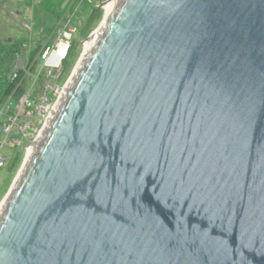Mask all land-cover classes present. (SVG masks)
Returning <instances> with one entry per match:
<instances>
[{
	"label": "water",
	"instance_id": "1",
	"mask_svg": "<svg viewBox=\"0 0 264 264\" xmlns=\"http://www.w3.org/2000/svg\"><path fill=\"white\" fill-rule=\"evenodd\" d=\"M96 33L0 264H264V0H117Z\"/></svg>",
	"mask_w": 264,
	"mask_h": 264
},
{
	"label": "built area",
	"instance_id": "2",
	"mask_svg": "<svg viewBox=\"0 0 264 264\" xmlns=\"http://www.w3.org/2000/svg\"><path fill=\"white\" fill-rule=\"evenodd\" d=\"M77 32L78 29L71 25V18L67 21L63 19L54 33V40L49 42L51 44L45 43L32 62L29 61V48L26 44L16 53V69L13 65L11 76L12 82L16 80V88L0 110V117L4 118L0 132V170L5 164L2 147L19 148L21 141L28 138L30 141L24 147L27 154L34 149L47 126L68 85L69 78L64 80L62 75V64ZM85 41H80L81 54L84 52Z\"/></svg>",
	"mask_w": 264,
	"mask_h": 264
},
{
	"label": "rangeland",
	"instance_id": "3",
	"mask_svg": "<svg viewBox=\"0 0 264 264\" xmlns=\"http://www.w3.org/2000/svg\"><path fill=\"white\" fill-rule=\"evenodd\" d=\"M110 0H0V81H4L9 76L13 63V50L18 42L26 41L27 47L30 48L35 45H44L47 40L53 41L55 34H53L59 19L67 21L71 18V25L77 29H84L85 22L90 16L93 8L100 4L108 3ZM112 1V0H111ZM32 5V6H31ZM99 10V20L91 30L84 32L81 42L96 32L100 26L104 10ZM31 12V13H30ZM32 25L31 30H27L23 25ZM84 26V27H83ZM59 27V26H58ZM73 39H77L76 35ZM80 43V42H79ZM79 53L74 59L73 65L69 74L64 80H67L75 65L81 57L82 44H79ZM84 50V47H83ZM16 62V61H15ZM16 69V64L14 63ZM12 78V77H11ZM39 87V84L37 85ZM36 89V88H35ZM0 102V107L5 103ZM4 118L0 117V132ZM15 133V131L13 132ZM1 139V134H0ZM29 139L21 141V147H7L1 149V154L8 160L17 157L16 167L10 172L9 164L6 168L0 170V205L3 203L4 198L9 192L16 175L26 157L25 146L29 143Z\"/></svg>",
	"mask_w": 264,
	"mask_h": 264
},
{
	"label": "trees",
	"instance_id": "4",
	"mask_svg": "<svg viewBox=\"0 0 264 264\" xmlns=\"http://www.w3.org/2000/svg\"><path fill=\"white\" fill-rule=\"evenodd\" d=\"M99 10L97 7L93 8V11L91 12L90 16H88L84 26V29H78V32L76 34L77 39H73L71 42V46L69 48V52L67 54L66 59L64 60L63 64H62V75L63 78L65 79L66 76L69 74V71L72 68L74 59L76 58L77 54L79 53V49L77 47H79V42L81 41L84 32L91 30L93 28V26L96 24V22L99 20ZM63 20V19H62ZM59 21V25L60 22ZM83 26V27H84ZM57 30V29H56ZM56 32V31H55ZM53 32V34L55 33ZM50 41L47 40V44H51L49 43ZM24 44H28L26 43V41H21L16 43L15 45H13L14 50H13V63H12V67H11V71L9 70V76H7V78L4 81H0V102L2 103L3 100H5L9 94L16 88V80L14 82L11 81V76L12 73L14 72V60L16 58V53H18L21 49V46H23ZM28 46V45H27ZM29 48V61H33L34 57L36 56V54L39 52V50L44 46V45H35ZM19 93H21V91L19 90ZM1 110V107H0ZM16 161H17V157H13L11 159L6 160L5 159V164L3 168H6L9 164V171L11 172L15 167H16Z\"/></svg>",
	"mask_w": 264,
	"mask_h": 264
},
{
	"label": "bare ground",
	"instance_id": "5",
	"mask_svg": "<svg viewBox=\"0 0 264 264\" xmlns=\"http://www.w3.org/2000/svg\"><path fill=\"white\" fill-rule=\"evenodd\" d=\"M116 1L117 0H112V1H110V2H108V3H105L104 5H103V10H104V15H105V11L106 12H109L113 7H114V5L116 4ZM103 18H104V16H103ZM102 23V22H101ZM97 30V29H96ZM95 30V31H96ZM96 32H94V35L89 39V40H87V41H85L84 42V53H83V56H84V54L87 52V50L89 49V47H90V45L92 44V42H93V40L95 39V37H96V34H95ZM93 34V33H92ZM32 151H33V149L31 150V151H29L25 156L26 157H29L30 155H31V153H32ZM1 208H2V204L0 205V210H1Z\"/></svg>",
	"mask_w": 264,
	"mask_h": 264
},
{
	"label": "crops",
	"instance_id": "6",
	"mask_svg": "<svg viewBox=\"0 0 264 264\" xmlns=\"http://www.w3.org/2000/svg\"><path fill=\"white\" fill-rule=\"evenodd\" d=\"M29 1H31V2H33V0H29ZM46 2H47V0H46ZM73 2H74V0H73ZM32 6V5H31ZM31 13V12H30ZM61 19H59V21H60ZM59 23V22H58ZM32 25H34V23L33 22H31V24L30 25H28V24H24L23 26L27 29V30H31V28H32ZM58 26H59V24H57V27L55 28V30H54V32L56 31V29L58 28Z\"/></svg>",
	"mask_w": 264,
	"mask_h": 264
}]
</instances>
